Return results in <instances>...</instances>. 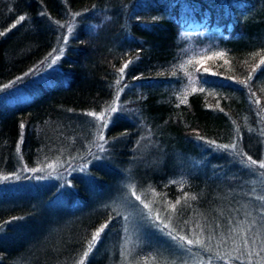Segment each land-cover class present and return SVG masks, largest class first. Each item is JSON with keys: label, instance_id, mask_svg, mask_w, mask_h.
Returning <instances> with one entry per match:
<instances>
[{"label": "trees", "instance_id": "obj_1", "mask_svg": "<svg viewBox=\"0 0 264 264\" xmlns=\"http://www.w3.org/2000/svg\"><path fill=\"white\" fill-rule=\"evenodd\" d=\"M0 33V89L64 53L52 87L0 97V237L20 236L0 264H264V0H0ZM190 72L199 90L179 103ZM85 164L54 198L59 171ZM173 175L182 190L161 185ZM126 210L154 235L146 257L118 251Z\"/></svg>", "mask_w": 264, "mask_h": 264}, {"label": "rangeland", "instance_id": "obj_2", "mask_svg": "<svg viewBox=\"0 0 264 264\" xmlns=\"http://www.w3.org/2000/svg\"><path fill=\"white\" fill-rule=\"evenodd\" d=\"M202 39H205V37L201 36ZM62 51H56L55 53H51L48 56V60L46 61V67L41 71H36L32 72L28 76V83H26L23 80V77L19 79L18 85H15L14 83L5 86L0 89V97L3 98L4 103H8L12 107H18L22 104H25L28 102L30 99L35 97L37 94L40 93V90L43 88H49L52 87L53 84L59 81V75H57V69L56 67L58 66V63L60 59L63 56ZM203 54V50L198 52V56L194 55L193 53L185 60L184 65L187 67L192 63V61L196 58L197 61H199V56ZM58 57V59H57ZM202 57V56H201ZM184 67V68H185ZM186 67V68H187ZM27 84V85H26ZM26 85V86H25ZM32 87H36L32 89ZM198 83L196 77L193 75V73L188 75V80L187 82L180 87V89L177 91L176 98L179 103L182 100L185 101L192 93L198 91ZM58 133V131L56 132ZM50 136H53L50 135ZM49 136V137H50ZM58 147V146H57ZM56 159V157H55ZM54 162L59 165L64 163V157L61 155L57 157ZM49 165H52L49 163ZM74 166H68L64 169H61L59 172H62L60 174H57V179L64 178L65 180L63 182H58L59 184H56L50 189L51 195L56 198L58 195L59 197H62V192H64L65 189H67L68 183L73 178V175L75 173L78 174H84L86 169L89 168V165L85 164L84 166H76L75 170H73ZM59 169V168H56ZM34 170V171H33ZM37 168H33L30 170L29 168L24 169V176L29 177L32 174V176H35ZM49 170H52L51 168ZM58 171V170H57ZM26 173V174H25ZM29 173V174H28ZM11 177L9 176H4L1 178L0 181H8ZM37 180L40 183L47 182V184H51L56 182L53 177H38ZM188 178L185 175H173L168 177L167 179L163 180L162 186H169L172 187L176 190H182L188 183ZM66 182V183H65ZM23 192V197L26 198L30 195L29 190L26 188V186L22 187L19 189ZM64 197V196H63ZM62 201V200H61ZM60 201V202H61ZM34 204H36L39 208H41V213H46L48 208H51L50 205L46 204L45 201L42 198H34L33 199ZM59 202V203H60ZM27 205H30L27 203ZM48 206V207H47ZM62 206V205H61ZM125 223L123 225V230H122V235L118 239L117 242V248L118 251L123 255L125 261L126 259H134L135 253L140 249L142 250L140 252L141 255L144 257L147 256L148 250L144 251L147 246H152L153 248L156 249V242L153 243V238L154 235L152 232H149V228L146 227V225L143 223L140 215L132 210H126L125 211ZM41 218L43 220L41 222H37L36 225L42 227L46 226L45 225V216L43 215ZM63 225L60 224V230L62 231ZM154 232V231H153ZM22 234V233H21ZM19 234H17V231H14L10 234H2L0 237V244H5V245H12V243H19ZM28 235H24L22 237V243L26 245L29 241H27ZM35 236H33V239ZM109 246H113L112 242H108ZM139 254V255H140ZM22 261H28V256L23 253V258L19 260L18 264H22Z\"/></svg>", "mask_w": 264, "mask_h": 264}, {"label": "snow or ice", "instance_id": "obj_3", "mask_svg": "<svg viewBox=\"0 0 264 264\" xmlns=\"http://www.w3.org/2000/svg\"><path fill=\"white\" fill-rule=\"evenodd\" d=\"M24 19H25V18H24L23 16H21V17H19V20H17L16 23H20V21H22V20H24ZM15 26H16V25L14 24L13 27H15ZM0 34H2V33H0ZM57 59H58V57H57ZM261 62L264 63V61H261ZM126 67H127V64L124 65V68H126ZM124 68H121V69H120V72H121V73H123ZM116 83L119 84L120 81L117 80ZM117 99H118V96H117ZM181 102H184V101L182 100ZM108 111H116V109H115V107H110V108H108V109H105V112H108ZM88 115H90V116H95L96 119H98V120H99V119H104V125H103V126H105V127L107 126V120H106V118L104 117V113H100L99 115H97V114H95V113H88ZM21 127H23V125H21ZM101 139H103V137H101ZM225 147H227V146H225ZM252 163L255 164L256 161H252ZM259 166H260L261 168H264V163H261ZM49 167H51V165H49ZM137 199H139V197H137ZM145 207H148V205H145ZM173 207H174V205H173ZM104 227H106V225H105V226H102L100 229L97 230L96 233L93 234V241H96V240H97V238L100 236V233L104 230ZM165 227H167V225H165ZM173 239H177V238H176V237H173ZM178 239L181 240V241H183L185 238L181 236V237H179ZM187 243L192 244L193 241L189 240V241H187ZM195 243L199 245V244H201V241L197 240ZM245 243H247L246 240H245ZM91 247H92V245L89 246V251L91 250ZM87 255H88V252H85V253H84V256H87ZM80 264H83V261H81Z\"/></svg>", "mask_w": 264, "mask_h": 264}]
</instances>
